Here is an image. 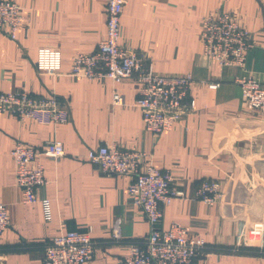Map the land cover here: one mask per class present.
<instances>
[{"label":"crops","instance_id":"0c3cea01","mask_svg":"<svg viewBox=\"0 0 264 264\" xmlns=\"http://www.w3.org/2000/svg\"><path fill=\"white\" fill-rule=\"evenodd\" d=\"M24 16L14 38L0 27V93L21 90L54 95L70 112L61 124H39L0 111V203L10 226L0 236L5 264H44V248L56 234L89 232L92 258L84 264H122L131 242L149 229L129 201V175L101 173L87 153L102 144L134 148L160 170H170L172 187L186 197L163 206L158 227L177 222L205 241L193 264H264V112L249 110L236 78L264 83V0H125L118 43L146 56L154 72L190 73L187 98L193 109L157 135L144 129L135 106L132 79L114 82L70 74L76 53H92L106 35V0H9ZM231 12L249 32L252 46L242 68L220 66L203 54L201 20L213 10ZM39 48L60 51L55 72L37 69ZM217 83L216 88L207 86ZM120 94L122 104L113 103ZM59 140L64 155L42 157L46 183L37 200L22 201L15 183L11 149L16 142L35 147ZM203 179L220 182L213 205L193 199ZM49 200L50 218L41 204ZM118 222L120 239L112 238Z\"/></svg>","mask_w":264,"mask_h":264},{"label":"built area","instance_id":"2783aa9c","mask_svg":"<svg viewBox=\"0 0 264 264\" xmlns=\"http://www.w3.org/2000/svg\"><path fill=\"white\" fill-rule=\"evenodd\" d=\"M125 0H106V35L92 53H76L72 57L70 74L87 79H110L120 82L132 79L138 86L135 106L139 109L144 129L157 135L173 122L181 120L194 107L187 98L195 83L192 74L168 76L153 71L145 55L127 49L118 43L120 16ZM20 6L13 1L0 0V27L8 28L14 38L23 24ZM250 32L231 12L213 10L201 20L200 41L203 54L220 66L242 68L247 50L252 46ZM36 66L40 71L55 72L60 68V51L39 48ZM241 88V98L247 108L255 113L264 112V83L252 76L236 78ZM217 83L209 82L210 88ZM113 103L122 104L120 94H113ZM0 111L15 114L20 119L29 118L39 124H61L70 119L66 105L54 95L36 97L27 92L0 93ZM15 162V183L21 190L22 201L37 200V191L45 183L42 157L57 160L64 155L59 140H50L40 147L16 142L11 149ZM145 154L134 148H120L115 144H102L87 153V159L103 174L129 175L127 187L129 201L138 207L149 229L142 241L131 242L122 264H193L203 254L205 241L177 222L165 229L158 227L162 208L174 198H185L182 189L172 187L170 170H160L150 161L142 165ZM193 199L213 205L220 199V182L203 179L194 191ZM44 216L50 218L48 199H42ZM10 226L5 204L0 203V236ZM112 238L120 239L118 222L112 228ZM93 241L89 232L66 231L53 236L44 248V264H84L92 258ZM0 264H5L0 257Z\"/></svg>","mask_w":264,"mask_h":264}]
</instances>
